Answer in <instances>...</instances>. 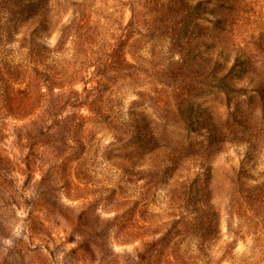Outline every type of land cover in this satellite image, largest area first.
Here are the masks:
<instances>
[{
    "label": "rangeland",
    "instance_id": "374dc122",
    "mask_svg": "<svg viewBox=\"0 0 264 264\" xmlns=\"http://www.w3.org/2000/svg\"><path fill=\"white\" fill-rule=\"evenodd\" d=\"M119 2L78 7L87 31L77 29L82 38L65 42L58 58L68 66L74 52L109 40L123 65L136 71L167 53L169 73L166 67L160 75L169 74V113L157 121L146 107L133 105L129 112L147 85L142 73L130 77L124 70L116 84H122L121 100L104 112L106 119L89 115L87 104L67 108L58 121L63 131L56 134V152L49 143L35 146L24 166L11 133L22 112L4 111V88L22 89L26 80L0 77L2 147L14 161L0 174V264H262L264 206L260 219L249 221L255 209L239 207V191L225 185L237 172L243 187H264V0H203L202 20L178 38L170 31L163 38L119 31L129 20V12L119 18ZM71 10L67 6L61 20L59 10L51 21L65 23ZM2 14L1 66L25 56L18 49L21 33L10 35ZM45 37L47 47L56 45L55 32ZM189 51L198 55L199 70L217 61L216 79L224 84L187 103V80L173 69L183 72ZM207 168L209 185H216L210 211Z\"/></svg>",
    "mask_w": 264,
    "mask_h": 264
},
{
    "label": "trees",
    "instance_id": "16d2710c",
    "mask_svg": "<svg viewBox=\"0 0 264 264\" xmlns=\"http://www.w3.org/2000/svg\"><path fill=\"white\" fill-rule=\"evenodd\" d=\"M50 1L56 5L50 4ZM118 1H120L121 6L119 18L123 19L125 12H129V20L124 28L119 31L128 34L134 31L139 33L141 37L149 38L169 36V31L175 38L182 34H189L190 25L195 21L202 20L201 16L208 10V6L203 3V0ZM91 2L94 6L98 2L105 7L109 0H29L26 3H23V0H0V12L4 13L2 14L3 24L10 35L21 33L18 39V49L21 54H25L22 60L4 61L2 66L0 65V77L3 80H6L5 76L9 78L8 81L26 80L25 87L22 89H14L7 83L4 88V99H8V102L5 103L7 108L4 111L13 114L12 107H15L19 110L17 112H22L17 115L21 118L16 119L21 120L22 123L15 124L11 133L13 144L20 153L19 159L23 165L28 163L35 146L48 147L47 143H49L52 145L51 150L56 152L54 148L59 146L56 144L55 137L56 134L63 131V122L60 124L61 121H58L62 112L67 108L75 110L87 104L90 106L87 107L89 115L106 119L109 115H107L108 113L104 114V112L111 113L112 102H116L117 105L118 99L121 100L122 84L120 87L116 84L118 78L122 79L124 70L128 71L126 76L130 77L133 72L142 73L147 85L146 93L137 94L139 100L142 99V101L129 103V112L135 108L133 105L146 107L149 108L157 121L162 120H159L160 117H167L165 113H169L171 108L169 107V81L167 82L169 74L160 75V73L165 72L163 69L166 67H168L166 71L169 73L167 53L155 57L153 62H146V60L148 65L145 63L143 70L135 71V66L123 65L120 51L109 40H106L96 50L86 49L87 51L84 53H79L81 51L74 52L67 60L72 61L67 64L68 66H65L66 61V63H61L58 55L63 52L62 45L65 42H77L78 39L82 38V33L77 34L75 31L81 27L86 29L88 25L87 17L77 11L78 7L81 6L84 9ZM67 6H72V10L65 23L51 21L53 15L59 10L61 14L58 17L61 20V16L66 14ZM53 32L57 35V43L54 47H47L41 40ZM197 56L193 54V51L185 52L183 60L181 59L183 61L181 65L184 67L183 72H179L182 70L180 68L175 71L173 69L176 78L182 76L186 78L185 81L187 80L185 84L187 103H190L191 99L196 98L204 91L213 88V84L215 86L224 84L223 78L216 79V73L221 65L216 61L211 68L206 65L203 71L199 70L196 63ZM28 60L31 61L29 64L26 63ZM56 88L57 91L55 92ZM118 91L119 95L117 94ZM13 99L17 101L16 105H14ZM138 102L140 105L137 104ZM187 103L186 105H190ZM92 107H95L96 110ZM2 108L4 106L0 105V111ZM0 116H2L0 118L5 117ZM4 136L7 134L5 135L0 129V174L3 173V169L12 170L14 163L4 153L2 147ZM206 171L209 180L205 186L206 211H210L214 207L211 203L210 194L213 189H216V185H209V182L212 181L210 179L211 169L207 168ZM240 179L241 176L236 172L235 176L229 179L225 186L230 190V193L234 192V186L237 188L239 195L235 198L240 199L239 207H244L243 210L245 211L255 209V212L251 213V216L254 214L255 217L247 216L249 221L252 220L255 223L257 221H254L253 218L259 217L258 219H260L261 215L264 216V214L258 215L257 213L264 206V187L259 184L245 188ZM228 198L233 200L231 194L228 195ZM237 199H234V202H237ZM261 232L264 235V231ZM262 247L264 255V242ZM262 264H264V258Z\"/></svg>",
    "mask_w": 264,
    "mask_h": 264
}]
</instances>
